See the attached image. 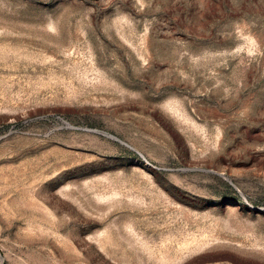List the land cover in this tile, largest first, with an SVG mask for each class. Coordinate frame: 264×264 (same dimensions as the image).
Instances as JSON below:
<instances>
[{
  "label": "rangeland",
  "instance_id": "obj_1",
  "mask_svg": "<svg viewBox=\"0 0 264 264\" xmlns=\"http://www.w3.org/2000/svg\"><path fill=\"white\" fill-rule=\"evenodd\" d=\"M0 264H264V0H0Z\"/></svg>",
  "mask_w": 264,
  "mask_h": 264
}]
</instances>
